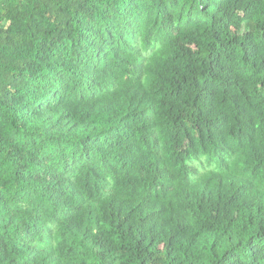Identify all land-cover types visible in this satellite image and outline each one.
I'll list each match as a JSON object with an SVG mask.
<instances>
[{
    "label": "trees",
    "instance_id": "1",
    "mask_svg": "<svg viewBox=\"0 0 264 264\" xmlns=\"http://www.w3.org/2000/svg\"><path fill=\"white\" fill-rule=\"evenodd\" d=\"M0 264H264V0H0Z\"/></svg>",
    "mask_w": 264,
    "mask_h": 264
}]
</instances>
